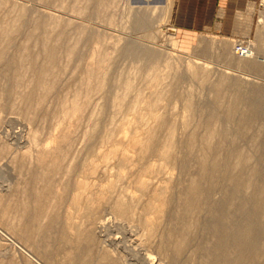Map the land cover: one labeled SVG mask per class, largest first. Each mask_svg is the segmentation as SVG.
I'll return each instance as SVG.
<instances>
[{
  "label": "rangeland",
  "instance_id": "374dc122",
  "mask_svg": "<svg viewBox=\"0 0 264 264\" xmlns=\"http://www.w3.org/2000/svg\"><path fill=\"white\" fill-rule=\"evenodd\" d=\"M184 30L177 0H0V264H209L239 201L264 262V0Z\"/></svg>",
  "mask_w": 264,
  "mask_h": 264
},
{
  "label": "bare ground",
  "instance_id": "6f19581e",
  "mask_svg": "<svg viewBox=\"0 0 264 264\" xmlns=\"http://www.w3.org/2000/svg\"><path fill=\"white\" fill-rule=\"evenodd\" d=\"M169 2H171L172 0H168ZM137 25H142L141 24V20L137 19L136 21ZM15 25V24H14ZM173 32H175V30H171ZM172 32V33H173ZM50 41V40H49ZM239 43V42H238ZM236 43V45L238 44ZM241 43V42H240ZM246 44V46L248 47V43H244ZM235 45V47H236ZM234 47V48H235ZM249 49V48H248ZM47 51V50H46ZM251 50H249L248 54L250 55ZM236 55H238L235 52ZM260 55V53H259ZM98 56V55H97ZM239 56V55H238ZM241 57V56H239ZM246 57V56H243ZM259 58V56H258ZM262 58V57H261ZM264 58V56H263ZM101 60V59H100ZM106 62V61H105ZM258 63V62H257ZM263 63V62H262ZM101 64V63H100ZM103 64V63H102ZM102 67V66H101ZM107 73V72H106ZM99 76V75H98ZM105 77V76H104ZM91 81V80H90ZM102 81H104L102 79ZM100 84V83H99ZM104 84V83H103ZM125 84V83H124ZM125 88V87H124ZM127 88V87H126ZM125 88V89H126ZM124 91V90H123ZM30 95V94H29ZM121 95V94H120ZM10 97V96H9ZM75 103V102H74ZM76 105V104H75ZM72 107V106H71ZM74 107V106H73ZM264 113V111H263ZM61 127V125H59ZM93 137V136H92ZM48 145V144H47ZM46 145V146H47ZM261 150L263 151L264 154V145L261 146ZM262 154V155H263ZM254 166V165H253ZM262 174H260L261 176ZM241 181H239V186L238 188H242V186H244L242 183H240ZM86 183V182H85ZM210 196V195H209ZM232 196V195H231ZM234 196V195H233ZM233 200V197H232ZM256 202V201H255ZM226 203V202H225ZM229 203V202H228ZM227 203V204H228ZM239 206L242 209L241 214L239 216V222H234L230 216L227 214L226 212V206L225 210L221 209L217 214H216V227L219 229H223L226 231L227 236L224 237L221 240V244H220V253L219 254H213V256L209 257V264H217V263H222V264H258V254L261 253V251L259 250V241L263 240L261 239L259 236V234H261V230L256 229V230H246V231H242L239 227V225L242 221H244L245 217L244 216L246 214V212H244V208L247 206V204L245 203V201H239ZM218 204V203H216ZM221 205V204H220ZM223 205V204H222ZM124 206V205H123ZM221 207V208H223ZM251 207V206H250ZM238 207V209H240ZM122 209V208H121ZM213 209V208H212ZM216 209V208H215ZM220 209V207H219ZM247 209V208H246ZM213 211V210H212ZM210 212V211H208ZM215 212V211H214ZM217 212V211H216ZM215 219V218H214ZM254 220V218H253ZM111 221V220H110ZM264 223V222H263ZM253 226V225H252ZM258 226V225H256ZM105 227V226H104ZM262 227V226H261ZM102 228V227H101ZM253 229V228H252ZM221 232V231H220ZM222 233V232H221ZM224 233V232H223ZM263 236V235H262ZM260 238V240H259ZM264 245V244H263ZM233 251L235 252L234 256H229L228 253H230L229 251ZM212 255V254H211ZM143 259V260H142ZM142 262L144 264H156V257L153 254L150 253H146L145 255H142ZM183 261V259H182ZM40 264V263H39ZM260 264H264V262H261Z\"/></svg>",
  "mask_w": 264,
  "mask_h": 264
},
{
  "label": "crops",
  "instance_id": "0c3cea01",
  "mask_svg": "<svg viewBox=\"0 0 264 264\" xmlns=\"http://www.w3.org/2000/svg\"><path fill=\"white\" fill-rule=\"evenodd\" d=\"M259 0H177L178 25L185 28L184 34L195 35L203 28H212L218 23L226 34H232L236 13L257 5ZM183 34V35H184Z\"/></svg>",
  "mask_w": 264,
  "mask_h": 264
},
{
  "label": "built area",
  "instance_id": "2783aa9c",
  "mask_svg": "<svg viewBox=\"0 0 264 264\" xmlns=\"http://www.w3.org/2000/svg\"><path fill=\"white\" fill-rule=\"evenodd\" d=\"M249 50L250 49H248V47L244 43H238L235 47V52L241 57L249 56L248 54Z\"/></svg>",
  "mask_w": 264,
  "mask_h": 264
}]
</instances>
